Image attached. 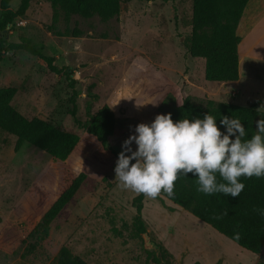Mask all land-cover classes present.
Returning <instances> with one entry per match:
<instances>
[{
    "label": "rangeland",
    "instance_id": "rangeland-1",
    "mask_svg": "<svg viewBox=\"0 0 264 264\" xmlns=\"http://www.w3.org/2000/svg\"><path fill=\"white\" fill-rule=\"evenodd\" d=\"M19 2L12 0L9 8L15 11ZM53 14L48 0H32L25 14L0 33L8 43H27L54 57L55 65L74 81L71 86L64 73L50 72L45 62L23 50H4L0 88L17 90L12 106L27 119L36 117L76 133L69 101L74 90L82 122L103 104L113 112L116 128L109 142L118 152L136 134L137 124L167 114L173 98L184 95L202 105L211 100L246 106L261 100L255 128L262 119L261 29L253 36L240 31L245 39L238 46L239 79L218 83L207 82L204 60L186 51L192 0H121L119 15L108 21L77 15L67 20L59 12L53 23ZM247 40L256 47L254 57ZM220 131L226 134L225 128ZM15 143L14 136L0 131V264H55L61 247L88 264H264V248L259 255L242 249L161 194L143 200L141 218L160 249L159 258L146 251L142 234L133 227L136 193L118 186L114 169L103 181H88L67 209L64 223L38 239L31 232L39 216L27 217L23 196L50 157L28 144L15 151ZM136 147L133 142L132 150Z\"/></svg>",
    "mask_w": 264,
    "mask_h": 264
},
{
    "label": "trees",
    "instance_id": "trees-1",
    "mask_svg": "<svg viewBox=\"0 0 264 264\" xmlns=\"http://www.w3.org/2000/svg\"><path fill=\"white\" fill-rule=\"evenodd\" d=\"M11 1L0 0V33L5 32L15 18L25 14L32 0H20L15 11L9 8ZM48 1L54 13L53 23L57 21L59 12L67 20L77 15L108 21L119 15L121 4V0ZM248 2L249 0H192L191 31L185 47L191 57L204 60V79L207 82L228 83L239 79L238 46L241 37L237 34V27ZM4 50H23L39 58L45 62L50 72L64 73L73 86L70 73L64 68H58L55 58L43 54L41 49L27 43H8L4 35H0V55ZM16 91L14 87L0 88V131L16 138L15 151L23 144H28L50 157L41 177L23 196L27 217L39 216L31 235L43 239L52 228H58L64 223L67 209L75 202L88 181H103L107 171L115 168L120 152L112 147L109 137L115 131L116 121L106 104L88 122L79 120L76 114V91L73 90L69 101L72 104L73 124L78 133L64 131L36 117L27 119L18 112L12 106ZM261 103V100H256L241 106L209 100L202 105L194 104L189 96L184 95L179 99L173 98L167 114H171L173 122L203 119L205 114H210L216 118L220 130L224 128L220 124L222 117L237 118L245 128L244 139H250L256 134L255 121ZM217 179H220L218 175ZM240 182L245 187L236 198L223 193L205 195L197 191V177L181 174L175 182L174 196L169 197L163 192L161 195L242 249L259 255L264 248V215L254 209L264 210V177L249 179L242 176ZM144 198L145 195L136 193L132 200L135 208L133 227L139 234L145 233L141 218ZM225 212L227 215H224ZM154 260L158 262L157 258ZM55 264L88 263L67 247H61Z\"/></svg>",
    "mask_w": 264,
    "mask_h": 264
},
{
    "label": "clouds",
    "instance_id": "clouds-1",
    "mask_svg": "<svg viewBox=\"0 0 264 264\" xmlns=\"http://www.w3.org/2000/svg\"><path fill=\"white\" fill-rule=\"evenodd\" d=\"M220 124L226 134L210 114L177 122L170 113L158 114L150 124H137L136 134L123 142L118 154L114 168L118 186L152 199L162 192L172 197L179 176L192 174L197 177L198 192L236 198L245 187L242 176L264 177V119L256 122V134L250 139H244L246 131L239 119L224 116ZM254 211L264 215V210Z\"/></svg>",
    "mask_w": 264,
    "mask_h": 264
},
{
    "label": "crops",
    "instance_id": "crops-1",
    "mask_svg": "<svg viewBox=\"0 0 264 264\" xmlns=\"http://www.w3.org/2000/svg\"><path fill=\"white\" fill-rule=\"evenodd\" d=\"M260 29L262 30V35H258V37H262L264 35V0H249L248 4L246 5L243 15L240 19V22L237 27V34L240 33V31H245V34L248 33V35L253 34L255 32L260 33ZM255 35V34H254ZM249 36L247 37V39ZM245 38L242 37L240 43ZM249 47L251 48V54L254 57L255 56V46L254 43L248 42ZM247 49H249L247 47ZM250 54V55H251ZM239 67H240V61H239ZM236 82V81H235Z\"/></svg>",
    "mask_w": 264,
    "mask_h": 264
},
{
    "label": "water",
    "instance_id": "water-1",
    "mask_svg": "<svg viewBox=\"0 0 264 264\" xmlns=\"http://www.w3.org/2000/svg\"><path fill=\"white\" fill-rule=\"evenodd\" d=\"M143 241H144V248L146 251H155L156 256L159 258L160 249L156 246L149 238L148 234L145 232L142 234Z\"/></svg>",
    "mask_w": 264,
    "mask_h": 264
}]
</instances>
